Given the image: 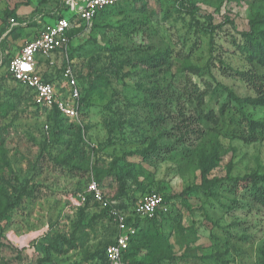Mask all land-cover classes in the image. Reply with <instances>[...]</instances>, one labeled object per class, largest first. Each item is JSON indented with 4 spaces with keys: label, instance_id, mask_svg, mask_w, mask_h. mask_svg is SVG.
Returning <instances> with one entry per match:
<instances>
[{
    "label": "rangeland",
    "instance_id": "374dc122",
    "mask_svg": "<svg viewBox=\"0 0 264 264\" xmlns=\"http://www.w3.org/2000/svg\"><path fill=\"white\" fill-rule=\"evenodd\" d=\"M61 1L0 0V29L7 23L0 61L37 37ZM197 4L194 17L181 13L177 0H129L76 28L69 58L82 90L78 117L39 110L32 93L0 66V191L15 199L22 188L34 190L0 220V264H109L105 248L118 234L114 221L97 205L69 200L91 179L129 214L150 190L168 196L171 214L153 228L140 221L130 261L153 264L163 256L156 264H264V207L241 189L234 194L226 179L264 174V130L255 133L247 119L264 120V106H241L214 90L221 82L241 97L259 95L235 71L264 74L239 46L246 32L264 30V0ZM159 53L170 63L142 61ZM41 63H50L41 73L63 90L61 56ZM193 83L208 92L202 104L184 93ZM180 110L204 114L205 139L177 131ZM79 158L88 171L56 163ZM208 158L213 164L204 179ZM108 169L99 181L98 171ZM216 178L223 182L214 196L182 200L188 187Z\"/></svg>",
    "mask_w": 264,
    "mask_h": 264
},
{
    "label": "built area",
    "instance_id": "2783aa9c",
    "mask_svg": "<svg viewBox=\"0 0 264 264\" xmlns=\"http://www.w3.org/2000/svg\"><path fill=\"white\" fill-rule=\"evenodd\" d=\"M124 0H62L61 5L67 13L72 14L76 20L91 24L94 17L105 7L115 5ZM58 11V10H57ZM73 27L68 16L59 11L55 19L48 23L37 37L27 42L18 55L11 58L8 63L10 74L23 85L34 91V103L49 110L57 108L62 115L78 117L80 114L81 88L76 77L74 67L69 58L71 36ZM61 56L65 84L61 89L55 82H46L39 72L42 58ZM53 63V60L50 62ZM67 86V94L64 88ZM49 129V125L46 124ZM89 196L98 202L108 212L114 221L118 234L115 241L106 248L109 264H125L124 254L129 247L131 238L136 234L137 228L134 221H129L131 215L120 208L117 200L112 199L102 189L96 179H91L85 191L70 196L72 205L84 206ZM161 193L152 192L145 194L135 205V214L141 218L153 217L158 210L168 211Z\"/></svg>",
    "mask_w": 264,
    "mask_h": 264
},
{
    "label": "trees",
    "instance_id": "16d2710c",
    "mask_svg": "<svg viewBox=\"0 0 264 264\" xmlns=\"http://www.w3.org/2000/svg\"><path fill=\"white\" fill-rule=\"evenodd\" d=\"M127 1H129V0H124V1H121L117 4H115V5L103 8L94 17L93 20L99 18L101 15H103L105 13H109L113 9L120 7L122 4H124ZM177 1H178V10L181 13H186V14L192 15L194 17H195V15L197 16V14L199 13L200 7L197 4L198 0H177ZM58 11L62 15L68 16L70 18L71 22L73 23V27L69 32V34L71 36V42H72V39L75 35V29L79 28L80 25L84 22H82V20H76L75 21L74 16H72V14L67 13L61 4L58 7ZM54 19L55 18H53V20ZM208 19L211 20L212 16H209ZM261 21L264 22V18L261 19ZM255 22L256 21H254V23ZM210 27L213 28L211 22H210ZM6 29H7V23H5V25H3L1 27L0 35ZM256 33L257 34H254L253 32H246L245 33L246 38L243 42H241L242 44H239V46H241L242 53L245 54V56L247 57V59L250 62H252L254 64L257 63V64L264 66V30H258ZM167 55L168 54L159 53V54L148 56V57H146V59H144L142 61L146 62L149 66H152V67L161 66L163 64L170 63L169 62L170 60H169ZM12 57L7 58L6 60L2 59L0 61V63H1L0 66H4L6 68L8 76L11 77L15 82H17L19 85H21L22 87L29 90L32 93V97L34 99L35 93H34L33 89L23 85L20 82H18L10 74V72L8 70V63ZM126 62L131 63L130 60H127ZM72 65L74 67L73 63H72ZM74 71H75L76 77L78 79L79 76H78V73H77L75 67H74ZM39 72L46 82H55L54 77L53 78L45 77L41 73V70H39ZM235 73L237 75H239L246 83L251 85L254 89L258 90L259 95L256 97H251V96L241 97V96L237 95L232 89H230L228 86L222 84L221 82L217 83V86L214 88V90L215 91H218L220 89L225 90L228 93V95L230 96V98L233 99L238 104H240L241 106H253V107L264 106V74L256 72L253 69L236 70ZM80 88H81V86H80ZM184 93L190 99V101H196V102H198V104H202L205 101V96L207 95L208 92H207V90H202V88L198 84L193 83L191 85L185 86ZM81 95H82V90H81ZM35 105L37 106V108L39 110H41V109L48 110L49 116L55 115V117H56L58 114H61V112L57 108L49 110V109L43 108L37 104H35ZM247 119H248L249 125L251 126L252 130L255 131V133H256V131L264 130V120H255L249 116ZM203 120H204V114L203 113L202 114L199 113L198 116L186 115V113L183 110H180L178 116L176 117L175 128L177 129V131L179 133L184 134V135L186 133L191 132V131L193 133L199 132L198 138L199 139H205L206 135L204 133V130L201 128V123L203 122ZM254 135L255 134H253L251 137H254ZM212 153L213 152H210V154H212ZM204 155L206 156L207 154H204ZM42 156H43V154H42ZM77 159H75L74 162H70L68 160H63L60 162L57 160L56 163L67 164L69 166L70 170L73 169L74 171H77V172L88 171L86 166H84L81 158H79V160H77ZM53 160L55 161V158H53ZM206 161H207V163L203 164V175L205 177L204 179H207V174L211 170V165L213 164L212 158H208ZM110 170L111 169H108L106 171L105 170L98 171L97 174H98L99 181L101 180L102 176L109 174ZM135 176L137 177L138 174ZM226 179L229 181L228 183H231L232 191L234 192V194H237L238 190L241 189L244 192V196L246 198L252 199V201H254L256 204H259L260 206L264 207V174H260L258 172H250V173H246L242 176H229V178H226ZM222 182H223L222 179L216 178L214 181H209L207 184L206 183L202 184L201 188L200 187L197 188V186L188 187L187 189H185L181 193V195H182L181 198L183 201L186 202L189 197H198L199 198L201 193L204 194L205 196H207V195L214 196V187H218L219 183H222ZM121 191L122 190H120L119 193H121ZM33 192H34V190H32V189L28 190L26 188H22L18 192L15 199H12L11 196H8L5 192L0 191V220L7 217L8 214L16 207V205L22 201L24 196H32ZM152 192L161 193L163 195L166 203L169 205L168 196L165 195L164 193L160 192V191L150 190L149 192H147L145 194L152 193ZM137 202L138 201L135 202V204L132 208L133 214H130L131 217L129 218V221H134V225L137 228V232L131 238L130 243H129V247L124 254L123 258H124V261L126 262L125 264H148L147 262H144L142 260L141 261L140 260L139 261H137V260L130 261L128 259L130 257H133V255H130L129 251L131 249V247H130L131 244L138 237V233L140 230V221L145 220L146 222H148L149 227L153 228V227H156L158 225V223L162 221V217H164L168 214H171V208H170V209H168V211L158 210L157 213L151 218H148V217L141 218L135 214L134 207H135ZM237 203L238 202H235V205H237ZM88 205H97L101 208V211H103L106 215H108L107 210L105 208H103L98 202L93 201L91 196H89V199L84 206H88ZM235 205L233 207H235ZM119 206H120V208H122L120 204H119ZM169 207H170V205H169ZM207 215H209V214L207 213ZM67 242L72 244L73 238L71 240H68ZM113 242H111L110 244H112ZM110 244H108V245H110ZM108 245L106 246V248L108 247ZM106 248H105V258L107 259ZM160 258L161 257H158L156 259V262L153 261V264H156L157 262H162L163 261L162 259L164 257L162 256V258L161 259Z\"/></svg>",
    "mask_w": 264,
    "mask_h": 264
},
{
    "label": "crops",
    "instance_id": "0c3cea01",
    "mask_svg": "<svg viewBox=\"0 0 264 264\" xmlns=\"http://www.w3.org/2000/svg\"><path fill=\"white\" fill-rule=\"evenodd\" d=\"M59 7V6H58ZM58 8H56L55 9V13H57L58 11ZM56 16V15H55ZM50 64V63H49ZM49 64L48 63H43V65H42V63L39 65V70H41L42 71V67H44L45 69L47 68V69H49ZM48 66V67H47ZM43 68V69H44Z\"/></svg>",
    "mask_w": 264,
    "mask_h": 264
}]
</instances>
